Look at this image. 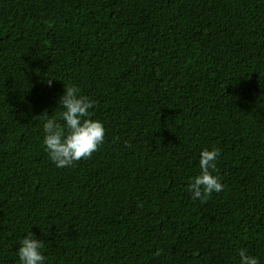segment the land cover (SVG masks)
<instances>
[{
	"label": "trees",
	"instance_id": "16d2710c",
	"mask_svg": "<svg viewBox=\"0 0 264 264\" xmlns=\"http://www.w3.org/2000/svg\"><path fill=\"white\" fill-rule=\"evenodd\" d=\"M72 85L106 134L57 168L42 124ZM29 233L45 264H264V0H0V264Z\"/></svg>",
	"mask_w": 264,
	"mask_h": 264
},
{
	"label": "clouds",
	"instance_id": "9594fccd",
	"mask_svg": "<svg viewBox=\"0 0 264 264\" xmlns=\"http://www.w3.org/2000/svg\"><path fill=\"white\" fill-rule=\"evenodd\" d=\"M51 85L52 81L49 80L48 86ZM58 105L63 109L59 119L44 114L43 146L57 168H71L75 162L91 157L98 150L104 142L106 129L102 121L92 118L90 110L94 107V101L83 96L77 86L65 87ZM220 155L219 148L201 150L200 174L187 186L194 201L205 203L214 192L219 193L224 189L220 178L213 174ZM43 249L44 242L33 233L24 235L17 250L20 264H45ZM238 254L239 264H260L259 258L249 254L246 248H240ZM155 255L160 256L161 250L158 249Z\"/></svg>",
	"mask_w": 264,
	"mask_h": 264
}]
</instances>
